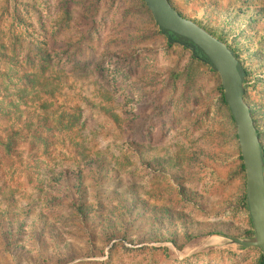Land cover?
I'll return each mask as SVG.
<instances>
[{
    "label": "rangeland",
    "instance_id": "obj_1",
    "mask_svg": "<svg viewBox=\"0 0 264 264\" xmlns=\"http://www.w3.org/2000/svg\"><path fill=\"white\" fill-rule=\"evenodd\" d=\"M170 1L237 44L264 144V0ZM220 84L143 0H0V211L21 228L0 232V264H259L260 247L209 233L250 228ZM131 193L148 206L133 226L117 218Z\"/></svg>",
    "mask_w": 264,
    "mask_h": 264
},
{
    "label": "water",
    "instance_id": "obj_2",
    "mask_svg": "<svg viewBox=\"0 0 264 264\" xmlns=\"http://www.w3.org/2000/svg\"><path fill=\"white\" fill-rule=\"evenodd\" d=\"M161 31L193 42L218 72L225 101L233 116L246 174V203L254 234H215L243 247L258 246L264 256V160L258 130L245 99V80L239 58L228 45L194 20L182 15L170 0H143Z\"/></svg>",
    "mask_w": 264,
    "mask_h": 264
},
{
    "label": "trees",
    "instance_id": "obj_3",
    "mask_svg": "<svg viewBox=\"0 0 264 264\" xmlns=\"http://www.w3.org/2000/svg\"><path fill=\"white\" fill-rule=\"evenodd\" d=\"M179 12L182 15L188 17L186 14L182 13L181 11H179ZM188 18H190V17H188ZM192 20H194L196 23H198L200 26H202L208 32H210L211 34L215 35L217 38H219L220 40L224 41L228 45V47L232 50V52L239 58L240 65H241V68H242L243 73H244V80H246V75L248 73H247V71H246V69H245V67L243 65V61L241 60V58L239 56L237 44H235V42H233V41L232 42H228L223 36L220 35L219 32H215V31L210 30L205 24H203V22H200V21H198L196 19H192ZM159 32L166 36L167 41H168L169 44L180 43L184 47L190 49L192 51V54H193V56L195 58H197L201 62L209 65L211 70L215 71L212 68V66L209 64V62L207 60V56L193 42H191V41H189V40L185 39L184 37H181V36H179L177 34H174V33L170 32V31H167V30L166 31H161L159 29ZM219 88L221 90L220 98H221L222 102L227 106V109L229 110V116H230L232 122H234L233 116H232V114L230 112V109H229V107H228V105H227V103L225 101L223 88H222L221 84H220ZM250 107H251V114H252L253 119H254V110H253L254 108H252L251 105H250ZM254 123L256 125V128H257L258 133H259V137H260V133L262 131V126L255 119H254ZM234 137L236 139H238L236 132L234 133ZM260 141H261V139H260ZM261 146H262V153H263V160H264V144H263L262 141H261ZM239 158L242 160L241 153L239 155ZM86 166H88L89 169L94 173L95 178L97 179V181H101L102 178H104V177L105 178L113 177V174H112L113 172H112L111 168H108L106 166L104 158H94L93 160H91V162L87 163ZM241 167L244 168L243 162L241 163ZM105 170H106V172H105ZM67 179H68V184L70 186L76 179V186L74 187V191L72 189L73 187L69 186L68 189L70 191H73V193H76V195H78L77 199L81 201L82 200V196H83L82 172H80L78 174H75L72 177H68ZM129 198H130V201H131L130 203H129V200H128ZM129 198L126 199V200L125 199L121 200L119 209H121L122 214H118L117 218L120 219L121 222L126 223V225L133 226L134 225L133 222L136 221V219H134L132 217V216H136L135 213H134V208L136 206H139V207H141L140 211H144L145 212V211L148 210V206L146 205V203L144 201L139 200L138 197L134 193H131ZM103 199L107 200V196H103ZM243 201H244L245 205L247 206V203H246V191H245L244 196H243ZM82 208L83 207H79V209H82ZM122 209H124L125 211H123ZM129 212H132V214H130V216H127L129 214ZM249 217H250V215H249ZM86 219H87V221H90V223L92 224V226L94 228L96 226L100 225V224L102 225V223H103V222H101V219H99L95 215H93V216H88L87 215ZM11 221H13V218L10 215L5 217L3 215V212L0 211V232H1V237H2L3 240H5L7 242L11 241V239H13L14 237L18 236V233H19V231L21 229L20 227H16L15 226L16 228L14 230L13 226L11 225ZM95 221H97V224L95 223ZM42 223L43 222L41 220V215H38V219L36 221H34L33 225H35V227L37 228L39 226V224L42 225ZM135 224H138V223H135ZM190 225L192 227L194 226V224H190ZM183 227L187 231L190 230V227L188 228V226L186 225L185 222H183ZM38 228H42V226H39ZM117 229L118 228H117V226L114 223L111 224V226L109 225L107 227L108 233H113L114 231H117ZM209 233L210 234H214L215 233V234L235 235V233L232 230L228 232V231L218 230L217 229V230H211V231H209ZM236 233H240L241 235H244V236L253 235L254 231H253V225H252L251 219H250V228L249 229H246L245 231H243V233L240 232L239 230H237ZM36 242L38 243V245L40 247L43 245L42 242L39 239ZM15 247H17V246H15ZM259 264H264V256H263L262 252H261V254L259 256Z\"/></svg>",
    "mask_w": 264,
    "mask_h": 264
}]
</instances>
